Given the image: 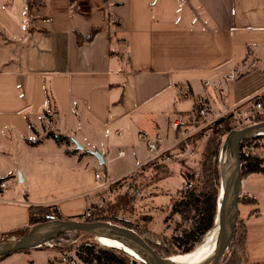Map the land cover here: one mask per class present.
<instances>
[{
  "label": "crops",
  "instance_id": "1",
  "mask_svg": "<svg viewBox=\"0 0 264 264\" xmlns=\"http://www.w3.org/2000/svg\"><path fill=\"white\" fill-rule=\"evenodd\" d=\"M38 1L30 13L26 0H0V235L27 226L30 205L85 214L153 159L147 139L168 141L176 118L198 106L212 122L264 94V0ZM46 122L70 145L43 139ZM243 190L257 201L244 264H264V176Z\"/></svg>",
  "mask_w": 264,
  "mask_h": 264
},
{
  "label": "trees",
  "instance_id": "2",
  "mask_svg": "<svg viewBox=\"0 0 264 264\" xmlns=\"http://www.w3.org/2000/svg\"><path fill=\"white\" fill-rule=\"evenodd\" d=\"M38 3V0H26L28 12L31 13ZM94 34L95 33H92L89 36L79 35L78 43L83 44L90 41ZM48 99L49 103L51 104L50 95L48 96ZM257 103H261L264 106V94L249 100L244 105L245 109H254ZM236 113L240 114L241 111L237 110L228 112L222 115L220 118L208 123L207 127L203 129L204 131H210V136L202 153L200 175H197L195 172L183 174L185 179L184 188L179 192V199L172 202L170 214L171 216H180L182 223L178 225L175 235L167 240V243L169 244L168 248L164 249V247L159 248L154 246L146 238L145 234L141 230L135 228L131 223L116 218L106 217L99 212L96 213L97 209L93 210L91 216L89 218H85L83 221L102 220L133 229L147 241V243L157 252L159 256L163 258L171 257V255L176 254L184 255L194 251V249L204 241L205 237L212 231L215 225V219L218 211V201L221 194L220 153L228 135L233 130L237 129L236 125H233L232 123V121L235 119ZM203 117L204 116L201 115V110L197 106L194 115L190 116L188 121L192 122L194 120L197 122L200 119H203ZM248 119L253 123H259L264 121V116H262L258 111L254 110L252 114L248 115ZM203 130L190 137L189 141L193 137H200L201 133L204 132ZM48 134L49 137L54 139L57 143L68 141L64 136H57L52 132ZM261 143H263L262 146H264V136L252 137L244 141L241 145L243 180L254 174L264 176V155L255 152V149L260 147ZM180 145L182 147L184 143L181 142L178 144V146ZM170 153L171 151L169 150L161 157L150 160L125 177L117 180L114 184L128 177L130 174L135 173L137 170H140L141 172V170H144L148 167L153 168L156 174H158L157 171L159 170L162 175L167 176L165 170L166 164L163 163V159L165 156L170 155ZM156 161H160L162 164H154ZM8 179L9 177L0 179V184L3 181H7ZM2 191L3 190L0 187V193H2ZM132 198L133 197H130L127 193L123 196H117L116 201L110 205V212L112 214H116V212L119 210H129V207L133 201ZM241 201L242 200L240 199V203ZM244 203L256 205L257 201L253 198L247 197ZM91 209H94V207ZM28 217L29 222L27 226L5 234L9 237V239L7 238V241L12 240V238L18 239L24 236L31 227L37 224L56 219L67 220L60 215V212L56 206L51 205H30L28 207ZM80 217L81 216L68 219L81 220ZM185 223L188 224L186 227H184ZM69 234L84 238L80 242L75 243L74 246H66L61 249L74 251L76 253L77 259L82 264H143V262L135 260L134 257L130 256L122 249L104 246L100 242L96 241L94 237L84 232L63 233L51 243H57V241L62 240L63 237ZM245 240L246 228L243 229L242 227L240 232L239 227L236 226L231 247L223 256V260L220 262V264H244L247 258L245 251ZM44 246L46 245L35 249L42 250ZM29 251L30 250H26L24 252ZM5 257L6 256L1 257L0 260L4 259ZM207 259H209V257H204L198 264H201Z\"/></svg>",
  "mask_w": 264,
  "mask_h": 264
},
{
  "label": "rangeland",
  "instance_id": "3",
  "mask_svg": "<svg viewBox=\"0 0 264 264\" xmlns=\"http://www.w3.org/2000/svg\"><path fill=\"white\" fill-rule=\"evenodd\" d=\"M240 111V114H235V119L232 121L233 125H236L237 129H240L247 125L253 124V122L248 119V116L246 117L243 113H246L247 115L252 114L254 109L247 110L244 108ZM46 123L47 124L45 127V132L43 134V139L46 140L47 137L49 138L48 133H50V129L52 130V133H54V135H60V132L57 129H54V127L50 128L49 122ZM208 123H210V119L208 117H203V119H200L197 122L194 120L192 122H189L188 119H185L183 123L180 122V126L178 127L176 135L172 132L169 133L170 135L168 141H172V144L173 141H175V138H177L178 143L174 144L171 148V162H163L166 164L165 170L167 176L162 175L159 170L157 171L158 174H156L153 168L148 167L144 170H141V172L140 170H137L135 173L130 174L128 177L120 180L116 184H114L116 181L109 182L102 190L99 191L98 203L94 205V209H91L90 212L92 213L93 210L97 209L96 213L99 212L106 217L127 221L131 223L135 228L141 230L145 234L146 238L154 246L159 248L164 247V249L168 248L169 244L167 243V240L175 235L176 230L178 229V225L182 223V219L180 216L170 215L171 205L173 201L179 199V192L184 188L185 179L183 174L195 172L197 175H200L202 153L210 136V131H204L203 129L207 127ZM47 126L49 128H47ZM201 130H203L204 132L201 133L200 137H193L189 141L190 137ZM168 141H166V144L170 145L168 144ZM181 142L184 143L182 147L181 145L178 146V144ZM56 143L54 142V140L49 141L48 146L52 147L51 145H53V148H55L54 146L57 145ZM66 143L68 142L63 141L59 144L65 145ZM68 144L70 145V143ZM262 144L263 143H261L260 147L255 149V152L264 155V146H262ZM127 154L129 155V152ZM125 161L126 160H120L115 164V167L117 169L119 167H123V165L127 164V162ZM154 164L158 165L162 164V162L156 161ZM257 176L262 177L261 175ZM126 193L130 197H133V201L129 207V210H119L118 212H116V214H112L109 210L110 205L116 201L117 196H123ZM246 193L247 192L243 190L240 198L242 201L239 206V225H237L240 232L242 230V227L243 229H245L244 223L249 210L251 208H254V205L244 203L245 199L248 197L246 196ZM187 225L188 224L185 223L184 227H186ZM7 233H10V231ZM2 236L3 235H0V242H6L7 238L9 239L7 235L3 237ZM83 238L84 237L70 234L66 235L62 240L57 241V243H50L44 246L42 250L35 249L30 250L29 252H23L24 261L17 262L16 264H30L31 261H36L35 264H39L37 260H40V257L43 258L42 260H40V262H45L46 264H82L77 259L76 253L74 251H67L61 248L66 246H74L75 243L80 242L81 240H83ZM13 240L16 239L12 238V241ZM215 249L216 246L204 257L210 258ZM37 251H40V253H38ZM36 257L37 259H35Z\"/></svg>",
  "mask_w": 264,
  "mask_h": 264
},
{
  "label": "water",
  "instance_id": "4",
  "mask_svg": "<svg viewBox=\"0 0 264 264\" xmlns=\"http://www.w3.org/2000/svg\"><path fill=\"white\" fill-rule=\"evenodd\" d=\"M264 136V121L233 130L227 137L220 154L221 194L215 225L211 231L216 240V249L209 259L201 264H220L230 248L240 217V198L242 194L241 145L247 139ZM67 232H84L99 242L101 238L121 243L132 249L143 264H177L174 256L163 258L133 229L111 222L76 219L51 220L37 224L22 237L0 242V258L32 250L53 242ZM124 252L125 249L123 250ZM138 260V259H136Z\"/></svg>",
  "mask_w": 264,
  "mask_h": 264
},
{
  "label": "built area",
  "instance_id": "5",
  "mask_svg": "<svg viewBox=\"0 0 264 264\" xmlns=\"http://www.w3.org/2000/svg\"><path fill=\"white\" fill-rule=\"evenodd\" d=\"M230 79L234 80L235 79V76L234 75H231L230 76ZM254 110L255 111H258L259 113H261L262 116H264V106L261 104V103H257L254 107ZM245 114V116L247 117L248 115L246 113H243ZM201 115L202 116H205L206 113L204 111L201 110ZM180 126V120L178 118H176L172 123H171V128H172V131L173 133L176 135L177 131H178V127ZM182 133V132H181ZM147 139V138H146ZM177 138H175V141H173L172 145L171 146H167L166 145V140H165V137L161 134H158L156 135L154 138L152 139H147L146 141V144H147V150L148 152L152 155L153 159L154 158H159L161 157L165 152L167 151H171V148L174 144H177ZM124 156V152L123 151H120L119 152V157H123ZM171 159H172V154L171 155H167L164 157L163 159V162L165 163H168V162H171ZM96 179L97 180H103V178L101 177V175L98 173L96 174ZM0 187L2 189H7L8 187V182L7 181H3L1 184H0ZM91 212L88 211L86 212L85 214L81 215V220L80 221H83L85 218H89L91 216Z\"/></svg>",
  "mask_w": 264,
  "mask_h": 264
},
{
  "label": "bare ground",
  "instance_id": "6",
  "mask_svg": "<svg viewBox=\"0 0 264 264\" xmlns=\"http://www.w3.org/2000/svg\"><path fill=\"white\" fill-rule=\"evenodd\" d=\"M99 242L107 247H114L117 249H122L126 251L127 254L134 257V259H140L137 254L127 247L124 248V246L115 241H111L105 238H101ZM216 246V240L213 236V234L210 232L204 239V241L198 245L194 251L188 254L184 255H175L172 261H174L177 264H198V262L206 255L208 254L214 247Z\"/></svg>",
  "mask_w": 264,
  "mask_h": 264
}]
</instances>
